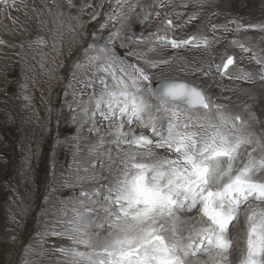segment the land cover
Here are the masks:
<instances>
[{"label": "rangeland", "instance_id": "obj_1", "mask_svg": "<svg viewBox=\"0 0 264 264\" xmlns=\"http://www.w3.org/2000/svg\"><path fill=\"white\" fill-rule=\"evenodd\" d=\"M221 1L0 3V264H64L66 258L58 249L70 246L71 241L57 233L65 230L64 222L73 216L74 202L82 189L97 184L103 187L92 206L96 210L93 219L102 222L108 188L120 171L118 164L107 161L109 153L119 159L114 131L120 121L105 120L89 104L103 85L100 74L94 75L95 64L100 61L90 62L87 57L96 54L90 46H103L109 34L120 28L119 19L109 20V16L118 14L122 6L127 20L113 45L120 60L152 74L163 70L165 75L192 81L216 103L225 105L227 112L246 120L249 113L254 114L249 123L262 138L257 94L264 90V30L249 26L264 25V9L256 7L258 3L250 7L248 0H229L225 6ZM104 24L107 26L101 27ZM236 25L245 27L237 30ZM159 37L168 41L203 37L209 45L173 48ZM49 47L59 51L61 67L46 51ZM229 56L234 63L226 71L233 76L251 74L252 82L230 79L217 71L216 66ZM163 59L170 64L162 69L145 63ZM78 64L83 67L77 68ZM107 80L111 86V79ZM85 107L89 109L87 115ZM124 131L151 137L138 123H125ZM100 141L102 155H90V146ZM157 152L164 154L163 149ZM101 162L103 168L99 167ZM89 163L97 164L103 179L81 184L78 177L85 175L83 168ZM196 216L193 211L184 219L196 223ZM242 229L243 224L229 232L234 264L237 249L243 246ZM207 257L199 258L205 261Z\"/></svg>", "mask_w": 264, "mask_h": 264}, {"label": "snow or ice", "instance_id": "obj_2", "mask_svg": "<svg viewBox=\"0 0 264 264\" xmlns=\"http://www.w3.org/2000/svg\"><path fill=\"white\" fill-rule=\"evenodd\" d=\"M117 19L120 28L109 34L103 46H90L96 54L87 58L100 61L94 75L100 74L103 85L89 104L105 120L120 121L114 131L119 159L107 154V161L118 164L120 171L108 188L102 222L94 221L92 206L103 185L80 192L73 216L64 222L65 230L57 233L71 241L58 249L66 258L64 264H234L229 232L241 224L243 246L237 249L235 264H264V140L249 123L255 115L249 113L246 120L227 112L225 105L192 81L125 64L113 47L127 20L123 6L109 16V20ZM244 27L236 25L237 30ZM249 27L264 30V25ZM159 39L173 48L209 45L203 37ZM145 63L162 69L170 60ZM233 63L229 56L216 69L230 79L252 82L251 74L228 73ZM83 111L89 114L88 107ZM125 123H138L151 137L125 132ZM100 143L90 146V155H102ZM99 167H104L103 162ZM83 172L78 177L81 184L103 179L96 163H89ZM193 211L196 223L184 219ZM200 256H208L209 261Z\"/></svg>", "mask_w": 264, "mask_h": 264}, {"label": "bare ground", "instance_id": "obj_3", "mask_svg": "<svg viewBox=\"0 0 264 264\" xmlns=\"http://www.w3.org/2000/svg\"><path fill=\"white\" fill-rule=\"evenodd\" d=\"M235 0H231L230 2L233 3ZM218 2V1H217ZM229 0H222L221 1V5H224V3H228L230 4ZM248 4H250V7L253 6L255 8L254 5H256L258 3V5H256V7H259L260 9H264V6H263V3H264V0H248ZM195 4V3H194ZM247 4V5H248ZM214 5V4H213ZM197 6V5H196ZM205 6V5H204ZM215 6V5H214ZM220 6V4H219ZM225 6V5H224ZM231 6V5H230ZM233 6V5H232ZM231 6V7H232ZM246 7V6H245ZM210 9V8H209ZM218 9H220L218 7ZM205 10V8H204ZM212 10V8H211ZM243 11V10H242ZM215 12V11H214ZM219 12V11H218ZM223 13V12H222ZM243 15V14H242ZM223 15H221L222 17ZM227 16V15H226ZM216 18V17H215ZM254 19V18H253ZM147 21V20H145ZM255 30V29H254ZM46 51H48L51 59L57 64L58 67H61V62H62V58H61V55L59 54V51L55 48H52V47H49V48H46ZM262 53V52H261ZM257 98H258V101H259V105L257 107V112L259 114V117H260V121H261V127H260V132H261V135H262V140H264V90L260 91L258 94H257ZM107 144V143H106ZM102 145H105V144H102ZM234 258V257H233ZM232 258V259H233ZM201 259V258H199ZM202 260V259H201ZM205 261H209V257H207V259H205Z\"/></svg>", "mask_w": 264, "mask_h": 264}, {"label": "clouds", "instance_id": "obj_4", "mask_svg": "<svg viewBox=\"0 0 264 264\" xmlns=\"http://www.w3.org/2000/svg\"><path fill=\"white\" fill-rule=\"evenodd\" d=\"M231 28L233 27V25L232 26H230Z\"/></svg>", "mask_w": 264, "mask_h": 264}]
</instances>
